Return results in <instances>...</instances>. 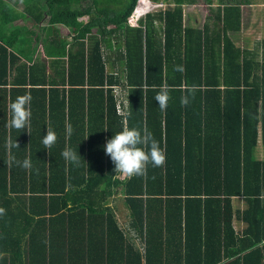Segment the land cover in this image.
<instances>
[{
    "label": "trees",
    "instance_id": "trees-1",
    "mask_svg": "<svg viewBox=\"0 0 264 264\" xmlns=\"http://www.w3.org/2000/svg\"><path fill=\"white\" fill-rule=\"evenodd\" d=\"M164 1L129 27L137 0H0V264H264V40L259 59L228 33L249 0H218L203 29L185 23L183 5L213 0ZM26 15L30 31L8 26ZM38 43L47 62L33 59ZM117 68L124 115L111 87ZM164 84L162 112L154 98ZM26 93L31 134L6 126ZM125 125L153 134L162 167L116 176L104 146ZM47 128L57 134L50 149ZM66 147L79 163L65 161ZM25 158L30 169L16 164ZM234 220L245 224L239 234Z\"/></svg>",
    "mask_w": 264,
    "mask_h": 264
},
{
    "label": "clouds",
    "instance_id": "clouds-1",
    "mask_svg": "<svg viewBox=\"0 0 264 264\" xmlns=\"http://www.w3.org/2000/svg\"><path fill=\"white\" fill-rule=\"evenodd\" d=\"M149 1L152 3V0ZM136 5H134L135 12H139L143 10L145 4L141 2L137 7ZM138 7H140V9L139 11H136ZM128 18L126 22L128 21ZM140 19H144V17ZM174 70L183 73L185 68L182 65H177ZM171 90L172 89L167 84H164L160 87V90L154 98L162 112L167 109L168 102L171 98ZM191 90L192 89H188V91ZM31 99V94L26 93L17 96L15 101L9 105L11 119L7 121V127L22 130V132L27 130L30 133V119L32 115L30 109ZM180 103L182 107H186L189 103L188 96L182 95ZM56 141L57 134L50 128H47V134L44 135L42 139L45 149H50ZM8 147L10 149L11 147H19V145L17 142L13 143L12 141H9ZM104 150L115 165L114 170L117 173L116 176H124L128 178L144 176L149 164L153 167H162L166 162L165 152L161 148L160 142L154 138L151 132L146 129L142 132L138 128H129L127 125H125L121 131L115 132V135L106 142ZM61 155L67 162L79 163V157L71 148L66 147ZM16 164L24 169H30L32 167L30 158H25L23 161H16ZM5 211L4 208L0 207V216H3Z\"/></svg>",
    "mask_w": 264,
    "mask_h": 264
},
{
    "label": "crops",
    "instance_id": "crops-1",
    "mask_svg": "<svg viewBox=\"0 0 264 264\" xmlns=\"http://www.w3.org/2000/svg\"><path fill=\"white\" fill-rule=\"evenodd\" d=\"M255 2H258V1L257 0H249L248 3L240 5L241 20H240L239 30L229 31L228 33H229V37L232 39V41L234 42V44L236 46H238L242 49L250 50V51L257 50V56L256 57L260 59L261 43L264 40V1H260L259 3H255ZM222 6H223V4L219 5L218 2L216 4H214L213 1L211 4L205 3L203 1L197 2V3H185L183 5L185 23L188 25L194 26L196 28H200V29L202 28L203 29L206 19L209 16L215 17V14L218 12L217 8L222 7ZM200 8H201L200 14L202 16V11H203V16H202V20L200 21V24H197L196 20L199 17L197 14H198V11L200 10ZM139 9H140V7L136 11H139ZM158 9L159 8L155 7L153 9V11L158 10ZM148 13H150V12H148ZM84 17H87V16L85 15ZM23 18H21V19H23ZM78 19H80V18H78ZM18 20H20V19H18ZM18 20H16V21H18ZM110 21H111V24L113 27H110V26L108 27V25H107V29H111V28L115 27V23L113 22V20H110ZM13 22H15V21H13ZM126 25H128L129 27L139 26V21L136 22L135 25H131L127 21ZM74 26L75 25H72L71 28H74ZM14 27H22V26H14ZM65 29L67 31L64 30L63 34L65 35V33H67L66 39L69 41L71 33H69L67 28H65ZM250 30H251V34L254 35L253 37L250 36ZM260 30L262 31V33L258 34V32ZM114 37L116 38V43L119 42L121 47H123L124 46L123 37L120 34H117ZM84 40L85 41L88 40V35L84 38ZM38 44L41 45L40 50H38ZM38 44L36 45L37 46L36 52L33 55V59H35L36 56L39 58L44 57L43 59H46V62H47L48 58L44 54L43 45L41 43H38ZM39 51H41L42 54H40ZM21 61L29 62V61H26L24 58H21ZM113 73L118 75L119 77H121L118 84H114L111 86L113 89V96L115 98L116 110L118 112V108H119V110L122 112V114H125L126 108H127V102L125 100L126 87H125L123 79H122V74H121V72H119L118 68L113 69ZM58 87H60V85H58ZM68 87H69L68 85L64 86L65 89H67ZM84 88H86L85 85H84ZM104 90L106 92V86H104ZM66 109H67V106H66ZM261 150H262L261 143L259 142L258 149H257V156L259 158L262 157V151ZM239 203H240V205L237 204V207L239 206L240 210H242L244 208L243 203L242 202H239ZM237 207H235V208H237ZM117 220H118L119 225L122 226L120 220L118 218H117ZM128 220H129V218L126 219L125 226H127ZM233 228H234L235 232L239 234V232H241L245 228V224L241 221L234 220L233 221ZM220 264H222V262Z\"/></svg>",
    "mask_w": 264,
    "mask_h": 264
},
{
    "label": "rangeland",
    "instance_id": "rangeland-1",
    "mask_svg": "<svg viewBox=\"0 0 264 264\" xmlns=\"http://www.w3.org/2000/svg\"><path fill=\"white\" fill-rule=\"evenodd\" d=\"M257 1L258 2H255V3H259L260 1H264V0H257ZM217 2H218V0H213L214 4H216ZM152 3H153V5L156 4V5L153 6V7H156V8H162V7H164V5L168 4V2H166L164 0H152ZM200 13H201V8H200V10L198 11V14H197L200 17V18L198 17V19L196 20L197 24H200V21L202 20L203 11H202V16H201ZM80 19H82L83 21H86L87 17L83 16V17H80ZM110 20H111L110 18H109V20H107V25H108V27L109 26L113 27ZM42 23H45V20H42L40 22V24H42ZM8 26L9 27L22 26V28L26 32H28L35 26V22H34V20H33V18L31 16L26 15L23 19H20L18 21L12 22V23L8 24ZM62 31H64V29H62ZM95 33H96V31H93V34H95ZM261 33H262V31L260 30L258 32V34H261ZM61 34H63V32H61ZM250 36L251 37L254 36V35L251 34V30H250ZM40 47H41V45L38 44V50H40ZM39 52H40V54H42L41 51H39ZM122 202H123L122 199L119 196H117L115 198V201L113 202V205H115L116 217L120 220L122 227H125V223H126V219L128 218L127 217L128 215H127V209H126L125 205H123ZM234 203H237V202H234ZM238 204L240 205L239 202H238Z\"/></svg>",
    "mask_w": 264,
    "mask_h": 264
},
{
    "label": "built area",
    "instance_id": "built-area-1",
    "mask_svg": "<svg viewBox=\"0 0 264 264\" xmlns=\"http://www.w3.org/2000/svg\"><path fill=\"white\" fill-rule=\"evenodd\" d=\"M145 4L143 6V10L139 11V12H135V7L133 9V12L131 14V16L128 18V22L131 25H135V23L137 22L138 19L145 17L146 13L152 11L155 7H153L154 5L149 1V0H138L136 7L140 4V3ZM118 114L122 115V112L119 110L118 108Z\"/></svg>",
    "mask_w": 264,
    "mask_h": 264
},
{
    "label": "bare ground",
    "instance_id": "bare-ground-1",
    "mask_svg": "<svg viewBox=\"0 0 264 264\" xmlns=\"http://www.w3.org/2000/svg\"><path fill=\"white\" fill-rule=\"evenodd\" d=\"M139 8V7H138ZM138 8H137V10H138Z\"/></svg>",
    "mask_w": 264,
    "mask_h": 264
}]
</instances>
